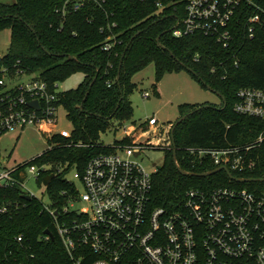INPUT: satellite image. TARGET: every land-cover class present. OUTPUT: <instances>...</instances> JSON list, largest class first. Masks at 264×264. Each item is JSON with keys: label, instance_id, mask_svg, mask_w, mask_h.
Instances as JSON below:
<instances>
[{"label": "trees", "instance_id": "1", "mask_svg": "<svg viewBox=\"0 0 264 264\" xmlns=\"http://www.w3.org/2000/svg\"><path fill=\"white\" fill-rule=\"evenodd\" d=\"M158 1L163 3L162 8ZM251 1L264 8V0ZM186 2L0 0V34L10 29L12 36L8 52L0 55V79L3 67L9 71L21 67L38 73L55 88V84L76 73L84 74L76 88L57 92V104L66 109L73 125L72 136L55 135L52 142L58 143L57 146L27 161L51 166L42 174L41 182L46 175L56 173L47 186L54 206L63 203V190L75 188L63 176L65 172L77 169L82 173L93 156L114 148L110 144L102 147L101 136L114 119L122 124L133 114L129 97L137 86L133 78L151 63L156 65L157 82L168 72L186 69L182 65L185 64L204 88L210 85L222 97L221 105L179 106V118L187 116L175 130L177 158L183 169L197 173L214 170L212 164L193 166L195 157L191 148L253 143L264 131V120L239 114L234 109L239 89H264V19L250 37L247 21L256 7L248 2L241 4L229 25L233 38L225 48L217 38L203 32L174 36L175 25L185 16ZM76 4L80 8L75 9ZM113 23L117 26L110 30ZM111 35L115 36L116 45L112 51H105L103 42ZM154 87L160 94L157 83ZM132 143L134 139L129 136L114 142L123 146ZM163 150L165 162L153 175L156 205L176 209L183 204L186 191L196 187L264 188V182L231 180L226 171L211 176L183 175L174 161V144ZM251 156L257 161L253 170L233 173L264 178V139ZM61 165L65 166L64 172L58 171ZM25 195L27 192L18 186H0V264H72L44 201L36 196L28 199ZM3 207L7 208L5 212L1 211ZM46 230H51L54 238Z\"/></svg>", "mask_w": 264, "mask_h": 264}, {"label": "built area", "instance_id": "2", "mask_svg": "<svg viewBox=\"0 0 264 264\" xmlns=\"http://www.w3.org/2000/svg\"><path fill=\"white\" fill-rule=\"evenodd\" d=\"M245 2L256 7L247 21L248 35L253 37L264 19V8L251 0H187L185 16L178 20L173 34L183 37L203 32L227 48L233 38L229 25ZM157 5L164 6L161 1ZM74 8H80V4ZM115 26L113 23L110 30ZM114 38L111 35L103 42L105 51L114 49ZM1 72L0 140L9 132L36 127L47 136L51 143L48 149H52L58 145L52 142L55 135L72 136L71 130L56 129L58 84L53 88L38 73L21 67L14 71L3 67ZM32 102H38L39 107ZM234 109L264 120V89H239ZM148 124L158 125L159 120L152 116ZM165 136L153 145L137 140L125 146L110 144L114 148L93 156L82 173L75 170L74 177L82 189L69 179L75 188L61 192L63 203H44L72 264H264V188L196 187L186 191L183 204L176 209L155 204L153 175L157 168L146 170L138 158L148 147H170L171 133ZM263 139L264 131L253 143L191 148L193 166L226 167L235 177L247 178L233 171L243 173L255 168L257 161L251 152ZM50 169L47 164L28 162L8 168L0 156V186H18L36 196L26 183L30 177L40 180ZM80 202L85 204L83 210L78 207ZM6 210L1 208L2 212Z\"/></svg>", "mask_w": 264, "mask_h": 264}, {"label": "rangeland", "instance_id": "3", "mask_svg": "<svg viewBox=\"0 0 264 264\" xmlns=\"http://www.w3.org/2000/svg\"><path fill=\"white\" fill-rule=\"evenodd\" d=\"M11 1V0H9ZM11 30L6 29L0 34V55L4 56L9 49L11 42ZM37 75V73H34ZM32 76H27V79ZM84 79L83 73H76L66 81L58 84L59 90H70L76 88ZM133 81L137 84L134 91L129 95L133 102L134 110L130 118L123 120L122 124L116 119L113 120L111 127L106 133H103L100 142L109 145L116 140H121L125 136L134 139V142L158 143L161 138L165 139L168 131L172 128L180 116L179 106L184 103L204 104L213 103L222 104V97L211 89L204 88L192 74L182 69L180 71L168 72L157 82L156 65L151 63L145 69L138 72ZM157 83L158 92L156 93L154 85ZM57 130H72L73 125L67 117V111L63 106L58 109ZM156 116L159 120L158 125L148 124L150 117ZM51 143L46 135L36 127H27L17 131L9 132L1 137L0 156L2 163L8 168L15 167L21 163L31 161L33 158L46 151ZM166 152L161 148H146L138 158L139 162L148 171H155L158 166L165 162ZM61 172H64L65 166H60ZM76 169L65 172L70 180H74L80 189L81 184L74 177ZM30 191L45 204H52V197L48 194L47 186L43 181L35 177H30L26 183ZM78 207L83 210L85 204L80 202Z\"/></svg>", "mask_w": 264, "mask_h": 264}, {"label": "water", "instance_id": "4", "mask_svg": "<svg viewBox=\"0 0 264 264\" xmlns=\"http://www.w3.org/2000/svg\"><path fill=\"white\" fill-rule=\"evenodd\" d=\"M178 24H179V23H178ZM178 24H177V25H178ZM137 34H139V33H137ZM137 34H136V35H137ZM158 40H159V42H160V37L158 38ZM160 45H162L161 42H160ZM128 47H129V46H127V48H128ZM124 56H125V54H124ZM182 65H183L187 70L193 72V70H192L191 68L185 66V64H182ZM118 80H120V78H118ZM92 84H94V82H93ZM207 87H208L209 89H211L212 91H215V89H214L213 87H211L210 85H207ZM32 105H35L36 107H39V106H38V102H32ZM81 107H83V106H81ZM224 107H226V104H225ZM118 108H119V105H118L117 109H118ZM200 108H201V107H200ZM200 108H198V109H200ZM198 109H197V110H198ZM186 117H187V116H182L181 118H179V119L177 120V122L174 124V126H173V128H172V131H171V136H172V140H173V144H174V161H175V164H176L178 170H179L183 175H186V176H211V175H213V174H216V173L219 172L220 170L224 169V170L228 173L229 177H230L232 180H236V181H238V182H242V183H247V182H264V178H238V177H235L231 172H229V170H228L226 167H220V168H217V169H214V170H211V171H206V172H201V173L191 172V171H187V170L183 169V168L181 167L180 163H179L178 158H177V148H176V146H175V130H176L177 125H178L179 123H181ZM55 177H56V173H55V172H53V173H51V174H49V175H46V176L43 178V183H44V185H45V186H49L50 183L52 182V180H53ZM25 197L28 198V199H32L33 196L30 195V194H27V195H25ZM45 233H46L47 235H49V236H51V237L54 238V234H53V232H52L51 230H46Z\"/></svg>", "mask_w": 264, "mask_h": 264}]
</instances>
